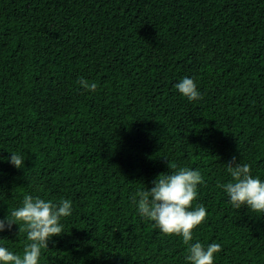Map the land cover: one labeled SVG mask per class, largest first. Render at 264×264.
<instances>
[{
    "label": "trees",
    "instance_id": "1",
    "mask_svg": "<svg viewBox=\"0 0 264 264\" xmlns=\"http://www.w3.org/2000/svg\"><path fill=\"white\" fill-rule=\"evenodd\" d=\"M230 164L264 180V0H0V219L26 194L72 202L39 264H190L195 243L221 245L214 264H264V213L218 187ZM181 167L204 180L189 245L132 202Z\"/></svg>",
    "mask_w": 264,
    "mask_h": 264
},
{
    "label": "clouds",
    "instance_id": "2",
    "mask_svg": "<svg viewBox=\"0 0 264 264\" xmlns=\"http://www.w3.org/2000/svg\"><path fill=\"white\" fill-rule=\"evenodd\" d=\"M85 90L95 92L97 84L86 79L77 82ZM180 94L189 101L202 99L194 79L184 77L175 85ZM9 162L17 168L24 165V159L12 153ZM169 168L177 169L175 163L169 162ZM228 173L231 181L218 184L235 209L247 206L252 211L264 213V180L251 175L248 164H230ZM204 183L198 170L181 167L171 174L161 173L154 181V186L147 191H138L132 198L139 214L147 220L154 221L164 235L182 237L183 243L189 245L193 231L206 221L207 210L203 205L193 208L198 196V185ZM137 197L139 199L137 200ZM72 214V202L61 199L59 202L45 200L39 196L25 195L22 206L11 210L6 219H0V232L11 230L19 225V232H27V241L22 254H15L7 247L0 246V264H39L42 249L48 248L53 236L63 233L62 218ZM221 251V245L211 243L207 247L201 243L189 246L186 259L190 264H214L215 254Z\"/></svg>",
    "mask_w": 264,
    "mask_h": 264
}]
</instances>
